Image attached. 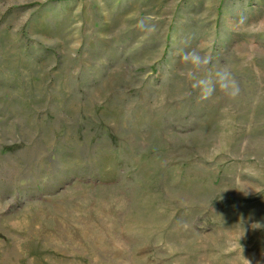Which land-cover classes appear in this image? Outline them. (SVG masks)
<instances>
[{
  "label": "rangeland",
  "instance_id": "obj_1",
  "mask_svg": "<svg viewBox=\"0 0 264 264\" xmlns=\"http://www.w3.org/2000/svg\"><path fill=\"white\" fill-rule=\"evenodd\" d=\"M257 221L264 0H0V264H264Z\"/></svg>",
  "mask_w": 264,
  "mask_h": 264
},
{
  "label": "clouds",
  "instance_id": "obj_2",
  "mask_svg": "<svg viewBox=\"0 0 264 264\" xmlns=\"http://www.w3.org/2000/svg\"><path fill=\"white\" fill-rule=\"evenodd\" d=\"M246 21V17H239L235 24H243ZM182 61L193 67L194 70L199 72L205 66L211 64L210 56H202L196 49L183 53L181 57ZM225 94L235 97L239 92V86L235 79L231 76V73L225 68L215 69L213 72L211 69L207 70V76L204 78H198L197 82L193 85L195 88L201 89V98L208 99L216 90V87ZM251 227L253 230L264 229V223L257 221L254 222ZM246 264H251V261L245 260ZM259 264V262H257Z\"/></svg>",
  "mask_w": 264,
  "mask_h": 264
}]
</instances>
